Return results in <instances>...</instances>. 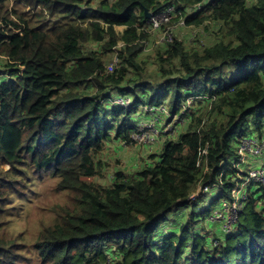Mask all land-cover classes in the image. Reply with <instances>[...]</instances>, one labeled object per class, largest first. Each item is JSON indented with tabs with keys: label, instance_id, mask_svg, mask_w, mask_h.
I'll use <instances>...</instances> for the list:
<instances>
[{
	"label": "trees",
	"instance_id": "1",
	"mask_svg": "<svg viewBox=\"0 0 264 264\" xmlns=\"http://www.w3.org/2000/svg\"><path fill=\"white\" fill-rule=\"evenodd\" d=\"M16 2L42 12L36 22L0 0V213L27 167L78 192L76 210L36 243L43 264H264V183L247 181L238 153L247 138L264 139V0ZM171 6L178 22L219 25L223 37L197 49L166 35L150 74L139 61L151 34L146 11ZM161 106L157 131L180 120L154 162L117 171L108 187L90 181L105 174L111 143H136L148 118L139 110ZM236 190L237 221L217 230ZM204 220L216 228L213 241L200 230ZM4 223L0 264H22Z\"/></svg>",
	"mask_w": 264,
	"mask_h": 264
},
{
	"label": "rangeland",
	"instance_id": "2",
	"mask_svg": "<svg viewBox=\"0 0 264 264\" xmlns=\"http://www.w3.org/2000/svg\"><path fill=\"white\" fill-rule=\"evenodd\" d=\"M10 9L16 10L19 14L33 16L36 22H39L41 18L42 9L40 7L31 9L23 2L19 3L16 2V0H11ZM162 25L164 26L159 28V32L148 33L150 37L146 41L145 48L139 58L140 62H144L142 66L148 70L150 74H155L158 70V66L155 62L156 54L157 50L162 48L160 42L166 35H177L181 40L185 41L188 47H195L197 49H203L223 37L219 25L209 24L201 27H187L184 23L178 22L176 15L171 22L169 20ZM116 30L122 33L124 28L118 27ZM122 46L123 44L120 43L119 48ZM111 66L114 68L113 71L119 66L117 50L115 53L108 56L107 69L110 70ZM0 68L3 69L1 62ZM122 100L123 99H120L118 102L121 103ZM191 103L192 100L189 104ZM164 107L165 106H161L160 108H145L144 110L140 109L139 111H142L144 115L148 114L144 111L150 114H148V118L140 121L141 127L135 139L136 143L132 144V146H122L121 143L116 141L111 143L108 146V153L106 154L105 174L103 177H96L90 179V181L108 187L113 183V178L117 171H124L129 175L136 174L141 168L154 162V157L159 154L165 140L169 135L174 136L175 129H178V126H176V124L173 125V123H177L180 120L175 117L169 118V122H164L161 125L162 131H164L165 134L161 135L158 133L156 130V121L164 114L162 113L163 109L167 111V108ZM188 107L189 105L187 109ZM206 111L208 110L205 108L201 111L205 116L204 124L209 123L207 122L208 116L205 115ZM255 136H257L258 139L260 138L258 134ZM262 136L264 138V132ZM262 140L263 141H258L264 144V139ZM260 160L264 161V155ZM260 160L258 162H260ZM244 165L245 171L251 168H259L257 163L253 162V159L245 160ZM2 169L7 172L10 167L3 166ZM26 170L27 176L24 177V184L22 185L20 182L17 183L19 184L16 193L17 197L9 199L8 196L2 199L0 222L4 221L6 228L14 236L17 244L16 251L20 252L24 257L22 264H43L39 257L36 243L46 226L52 225L62 216H66L67 213H72L76 210L73 200L77 197L76 194L78 192L74 193L69 190H61L59 179L54 178L52 175L37 172L30 167H27ZM217 192L218 189L213 188L210 193H208L207 201H213ZM235 195L237 196L238 192H236ZM236 210V203L226 206L223 218L220 219L221 224L217 230H222V232L226 233L232 230V226L237 221ZM174 223L175 222H172L171 224L173 225ZM200 228L203 233L210 236L212 241L215 240L216 228L209 227L205 220L200 224Z\"/></svg>",
	"mask_w": 264,
	"mask_h": 264
},
{
	"label": "built area",
	"instance_id": "3",
	"mask_svg": "<svg viewBox=\"0 0 264 264\" xmlns=\"http://www.w3.org/2000/svg\"><path fill=\"white\" fill-rule=\"evenodd\" d=\"M175 8L174 7H169L167 8L164 12H161L156 15H152V17L148 20L147 26H148V31L151 32L152 30H158L164 22H170L174 18ZM181 23H184L183 20L180 21ZM111 70H113V66L110 67ZM157 125V124H156ZM158 133H164V131H157ZM264 153V144L260 143L257 139H248L244 141L239 149V154L240 156L244 159L246 156H260ZM250 181H260L264 183V169H258V170H253L250 172L249 176ZM238 192V195L240 193L239 190H236L234 193L236 194ZM238 195L236 197L235 203L237 204L238 208ZM226 208V207H225ZM237 211V210H236ZM224 213H219V218H223ZM237 217V213H236ZM235 224V223H234ZM233 227V226H232Z\"/></svg>",
	"mask_w": 264,
	"mask_h": 264
},
{
	"label": "clouds",
	"instance_id": "4",
	"mask_svg": "<svg viewBox=\"0 0 264 264\" xmlns=\"http://www.w3.org/2000/svg\"><path fill=\"white\" fill-rule=\"evenodd\" d=\"M171 7H172V6H171ZM151 17H152V16H151ZM147 20H149V19H147ZM163 111H166V109H163ZM161 117H162V116H161ZM158 119H160V118H158ZM157 121H158V120H157ZM157 121H156V124H157ZM248 139H249V138H247L246 140H248ZM250 139H254V138H250ZM257 139H258V138H257ZM246 140H244V141H246ZM258 140H259V139H258ZM244 141H243V142H244ZM261 141H263V140H261ZM243 142H242V143H243ZM242 143H241V144H242ZM241 144L239 145L238 152H239V149H240ZM262 144H263V143H262ZM263 155H264V153H263L262 155H260V156H263ZM260 156H253V157H260ZM249 157H250V156H247L245 159H243V162H245V160H247ZM262 165L264 166L263 163H262ZM258 169H264V167H259V168H257V169H253V168L250 169V171H249V176H250V172H251V171H253V170H258ZM247 181H248V182L250 181L249 178H248ZM262 183H263V182H262Z\"/></svg>",
	"mask_w": 264,
	"mask_h": 264
},
{
	"label": "crops",
	"instance_id": "5",
	"mask_svg": "<svg viewBox=\"0 0 264 264\" xmlns=\"http://www.w3.org/2000/svg\"><path fill=\"white\" fill-rule=\"evenodd\" d=\"M163 26H164V25H162L161 27H163ZM156 31L159 32L160 30H159V29H158V30H152L151 32H156ZM110 70H111V69H110ZM111 71H112V70H111ZM146 113L150 114V113L147 112V111H146ZM148 114H147V116H148ZM148 117H149V116H148ZM238 153H239V152H238ZM239 155H240V154H239ZM246 157H247V156H246ZM246 157H245V158H246ZM245 158H244V159H245ZM242 159H243V158H242ZM253 162L257 163V166H259V167L262 166V163L264 164V161H262V160H260V162H257V161H253ZM261 162H262V163H261Z\"/></svg>",
	"mask_w": 264,
	"mask_h": 264
},
{
	"label": "water",
	"instance_id": "6",
	"mask_svg": "<svg viewBox=\"0 0 264 264\" xmlns=\"http://www.w3.org/2000/svg\"><path fill=\"white\" fill-rule=\"evenodd\" d=\"M146 14H147V15H146V16H147L146 18H147V19H150V18H151V16H152V13H151V12H148V11H146Z\"/></svg>",
	"mask_w": 264,
	"mask_h": 264
}]
</instances>
